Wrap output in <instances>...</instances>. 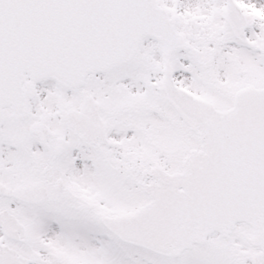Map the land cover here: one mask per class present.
Segmentation results:
<instances>
[{"label": "snow or ice", "instance_id": "1", "mask_svg": "<svg viewBox=\"0 0 264 264\" xmlns=\"http://www.w3.org/2000/svg\"><path fill=\"white\" fill-rule=\"evenodd\" d=\"M0 264H264V0H0Z\"/></svg>", "mask_w": 264, "mask_h": 264}]
</instances>
